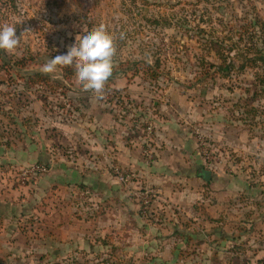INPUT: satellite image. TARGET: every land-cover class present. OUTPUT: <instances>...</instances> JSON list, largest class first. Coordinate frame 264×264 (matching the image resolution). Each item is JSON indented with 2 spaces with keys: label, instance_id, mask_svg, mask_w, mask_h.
<instances>
[{
  "label": "rangeland",
  "instance_id": "1",
  "mask_svg": "<svg viewBox=\"0 0 264 264\" xmlns=\"http://www.w3.org/2000/svg\"><path fill=\"white\" fill-rule=\"evenodd\" d=\"M260 38L264 0H0V49L10 63H0V149L12 157L34 152L35 144L61 137L56 124L80 135L98 102L120 109L117 102L127 98L120 87L128 83L133 102L152 112L181 100L205 169L251 184L236 196L230 219L234 227H249V240L260 247L264 66L240 61L255 54L250 40ZM208 39L223 42L234 68L215 72L220 59L206 50ZM66 64L77 70L69 80L61 78ZM110 65L118 74L109 87L82 74L84 67L102 72ZM150 71L156 80L148 78ZM32 72L48 74L50 82L30 83ZM150 119L140 123L148 133ZM11 165L0 170L14 173Z\"/></svg>",
  "mask_w": 264,
  "mask_h": 264
},
{
  "label": "crops",
  "instance_id": "2",
  "mask_svg": "<svg viewBox=\"0 0 264 264\" xmlns=\"http://www.w3.org/2000/svg\"><path fill=\"white\" fill-rule=\"evenodd\" d=\"M120 88L126 102L120 109L98 102L80 135L56 124L61 137L34 152L12 157L0 149V164L11 169L49 168L29 186L0 170L3 264H264V240L255 247L249 227L230 219L236 196L252 186L212 172L203 180L184 102L152 112L133 102L129 83ZM148 119L151 133L140 124ZM112 163L129 169L131 181L119 183ZM143 187L157 191L149 221L134 196Z\"/></svg>",
  "mask_w": 264,
  "mask_h": 264
},
{
  "label": "trees",
  "instance_id": "3",
  "mask_svg": "<svg viewBox=\"0 0 264 264\" xmlns=\"http://www.w3.org/2000/svg\"><path fill=\"white\" fill-rule=\"evenodd\" d=\"M260 21L257 19L255 20L254 23H251V27L259 24ZM260 28L262 29L263 26L261 25ZM261 40V41H260ZM206 44V50H211L214 54L217 55V57L220 59V64L216 67L213 63H208L207 67L209 68H214L216 67L217 73L225 74V72L230 71L232 68H234V65L232 63V60L229 58L228 55L224 54V50L221 51L223 48V42L218 43V41L214 40H207L205 42ZM250 44L253 47L255 54L251 55H241L240 61H241V66H250V68H254L255 65L258 63L262 64L264 66V40L260 38L257 41H253L252 39L250 40ZM250 46V45H249ZM250 46V47H251ZM4 50L0 49V63L3 62L5 66H9V61H5V57L3 56ZM114 60V59H113ZM111 60V62L113 61ZM158 59L155 61V66H158ZM136 65L135 63H133ZM133 65V66H134ZM12 67V66H11ZM63 75L61 76L62 79L64 80H69L68 78L72 75L77 74V70L74 68H71L69 65L63 66ZM208 73V71H206ZM85 77L92 79L93 82H102L105 84V87H109L110 85L113 84L117 74H118V69L117 67H114L113 65H110V68L108 71H102V72H97L94 69L90 67H84V71L82 72ZM139 72H136L134 70L132 76H138ZM155 72L150 71V77H148L150 80H156ZM126 77V75H124ZM30 79L29 82L33 84H38V85H46L50 82V76L46 73L42 72H32L29 75ZM127 78V77H126ZM39 163V162H36ZM41 163V162H40ZM33 164V163H32ZM26 166V165H25ZM0 264H3V261L0 259Z\"/></svg>",
  "mask_w": 264,
  "mask_h": 264
},
{
  "label": "built area",
  "instance_id": "4",
  "mask_svg": "<svg viewBox=\"0 0 264 264\" xmlns=\"http://www.w3.org/2000/svg\"><path fill=\"white\" fill-rule=\"evenodd\" d=\"M147 155L150 159L151 156L148 152ZM110 169L113 176L119 183L126 184L130 182L133 177V174L129 169L118 164L112 163L110 165ZM13 170H16L14 172V176H12L15 183L20 186H29L35 184L41 177H43L49 171V168L44 163H33ZM156 194L157 191L152 187L138 188L134 192L138 205L139 216L145 221H149L151 219L152 203Z\"/></svg>",
  "mask_w": 264,
  "mask_h": 264
},
{
  "label": "water",
  "instance_id": "5",
  "mask_svg": "<svg viewBox=\"0 0 264 264\" xmlns=\"http://www.w3.org/2000/svg\"><path fill=\"white\" fill-rule=\"evenodd\" d=\"M201 175H202V178H203L204 181H209L211 173H210L209 170L202 169L201 170Z\"/></svg>",
  "mask_w": 264,
  "mask_h": 264
}]
</instances>
